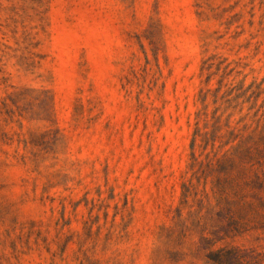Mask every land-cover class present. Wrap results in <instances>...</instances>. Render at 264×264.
Here are the masks:
<instances>
[{
	"label": "rangeland",
	"instance_id": "374dc122",
	"mask_svg": "<svg viewBox=\"0 0 264 264\" xmlns=\"http://www.w3.org/2000/svg\"><path fill=\"white\" fill-rule=\"evenodd\" d=\"M0 264H264V0H0Z\"/></svg>",
	"mask_w": 264,
	"mask_h": 264
}]
</instances>
